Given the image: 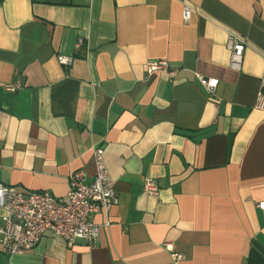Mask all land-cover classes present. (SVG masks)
<instances>
[{"label": "crops", "instance_id": "1", "mask_svg": "<svg viewBox=\"0 0 264 264\" xmlns=\"http://www.w3.org/2000/svg\"><path fill=\"white\" fill-rule=\"evenodd\" d=\"M262 80L264 0H0V183L64 196L100 146L117 199L95 246L46 231L0 264H264Z\"/></svg>", "mask_w": 264, "mask_h": 264}, {"label": "built area", "instance_id": "2", "mask_svg": "<svg viewBox=\"0 0 264 264\" xmlns=\"http://www.w3.org/2000/svg\"><path fill=\"white\" fill-rule=\"evenodd\" d=\"M192 8L183 4V18L188 20ZM79 39L76 47H80ZM227 46L230 50V66L239 69L246 44L238 36L229 34ZM60 63L69 64L71 58L58 55ZM146 73H165L172 77L175 73L166 59H151L146 62ZM199 82L209 93L217 86V79L198 76ZM18 84L10 89L15 90ZM255 106L264 110V80L261 81L256 97ZM104 149L100 146L93 148L92 156L95 174L90 182H86V174L82 169L73 170L69 174V190L61 197H56L46 190L23 193L12 185L0 183V208L4 214L0 218V244L2 252L13 255L20 254L33 248L42 234L50 231L62 237L68 246L78 240L85 241L88 246H95L100 236V226L110 225L109 212L117 199L113 181L103 159ZM143 189L153 197H158V184L147 179ZM264 212V200L256 203ZM102 215V223L95 221L96 215ZM173 260L183 258L175 252L171 243H165Z\"/></svg>", "mask_w": 264, "mask_h": 264}]
</instances>
